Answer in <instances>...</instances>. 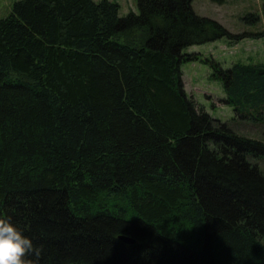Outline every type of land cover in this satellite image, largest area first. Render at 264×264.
<instances>
[{"label":"trees","instance_id":"1","mask_svg":"<svg viewBox=\"0 0 264 264\" xmlns=\"http://www.w3.org/2000/svg\"><path fill=\"white\" fill-rule=\"evenodd\" d=\"M192 1L121 17L109 0H16L0 18V218L32 264H264V142L210 116L181 70L207 64L237 119L264 125V63L188 53L246 34Z\"/></svg>","mask_w":264,"mask_h":264},{"label":"rangeland","instance_id":"2","mask_svg":"<svg viewBox=\"0 0 264 264\" xmlns=\"http://www.w3.org/2000/svg\"><path fill=\"white\" fill-rule=\"evenodd\" d=\"M14 1L16 0H0V18L10 13ZM109 1L119 5L121 17L129 12L138 13L137 0ZM263 3L264 0H226L222 4L212 0H193L191 7L197 15L218 22L233 34L252 35L242 34V38L234 42L222 38L202 45H193L187 52L200 53L203 58L211 57L223 68L234 62L264 63V13L261 11ZM253 13L259 16L258 21L244 20L248 14ZM259 33L261 34L254 36ZM181 70L186 93L195 98L210 116L222 122H230L228 125L237 132L264 142V125L237 119L238 116L222 101L225 94L221 83L210 77L211 69L207 64L201 61L185 62L181 65ZM257 163L264 174V158H260Z\"/></svg>","mask_w":264,"mask_h":264},{"label":"clouds","instance_id":"3","mask_svg":"<svg viewBox=\"0 0 264 264\" xmlns=\"http://www.w3.org/2000/svg\"><path fill=\"white\" fill-rule=\"evenodd\" d=\"M30 252L39 255L32 239L10 219L0 218V264H32L26 259V254Z\"/></svg>","mask_w":264,"mask_h":264},{"label":"water","instance_id":"4","mask_svg":"<svg viewBox=\"0 0 264 264\" xmlns=\"http://www.w3.org/2000/svg\"><path fill=\"white\" fill-rule=\"evenodd\" d=\"M119 239L126 242V243H130V244H133L135 241L131 238H127L125 236H119Z\"/></svg>","mask_w":264,"mask_h":264},{"label":"bare ground","instance_id":"5","mask_svg":"<svg viewBox=\"0 0 264 264\" xmlns=\"http://www.w3.org/2000/svg\"><path fill=\"white\" fill-rule=\"evenodd\" d=\"M239 120H242V118H239Z\"/></svg>","mask_w":264,"mask_h":264}]
</instances>
